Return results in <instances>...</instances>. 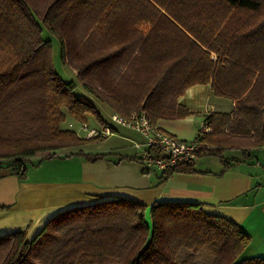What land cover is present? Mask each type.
<instances>
[{
  "label": "trees",
  "instance_id": "1",
  "mask_svg": "<svg viewBox=\"0 0 264 264\" xmlns=\"http://www.w3.org/2000/svg\"><path fill=\"white\" fill-rule=\"evenodd\" d=\"M144 25L148 28L144 29ZM76 72L88 97L77 95L53 64ZM0 168L22 178L37 153L41 159L82 146L62 130L65 114L77 122L98 119L95 102L120 116L144 113L150 123L190 115L178 103L185 90L209 85L233 104L212 113L197 134V157L238 163L227 150L264 146V0H0ZM96 162L109 154L66 155ZM119 160L142 163L138 156ZM23 170V172H22ZM193 173L177 164L157 175ZM149 208L150 221L145 215ZM26 230L0 237V264H264L245 258L250 236L238 225L196 203L155 202L150 207L114 199L65 210L31 240Z\"/></svg>",
  "mask_w": 264,
  "mask_h": 264
},
{
  "label": "crops",
  "instance_id": "2",
  "mask_svg": "<svg viewBox=\"0 0 264 264\" xmlns=\"http://www.w3.org/2000/svg\"><path fill=\"white\" fill-rule=\"evenodd\" d=\"M213 98L209 85L185 90L178 99L190 113L184 120L191 123L193 115L203 114L204 123L209 114L231 111L234 103L225 111L213 104ZM166 121L160 120L156 126L168 133L163 125ZM141 152L136 149L134 156ZM83 153L108 154L105 150ZM223 157L238 163L225 170L221 158L203 156L197 158L195 172L174 173L160 181L154 174H144L134 161L111 160L108 156L90 162L75 155L62 159L61 167H55L54 161H43L47 163L26 168L22 178L9 168H0V237L26 230L31 241L57 214L114 199L147 207L155 202H189L241 227L250 236L245 258H264V146L227 150Z\"/></svg>",
  "mask_w": 264,
  "mask_h": 264
},
{
  "label": "rangeland",
  "instance_id": "3",
  "mask_svg": "<svg viewBox=\"0 0 264 264\" xmlns=\"http://www.w3.org/2000/svg\"><path fill=\"white\" fill-rule=\"evenodd\" d=\"M144 29H147L148 26L144 25ZM43 37L45 39H50L52 42V56H53V64L54 68L57 73L62 77L65 81H72L75 85L74 92L77 95H82L84 97H88V94L83 90L80 81L76 76V72L73 71L69 66L63 65L60 61V48L59 42L55 37H52L50 34L44 32ZM2 55L0 57V62L2 60ZM214 96V95H213ZM213 104L219 105L223 110L229 111L231 109V101L225 98L215 97L213 98ZM96 110L100 116V119L103 120L105 123L104 126L110 127L114 130V135L110 136L108 139H98L92 142H87L82 146H78L75 148L67 149V151H58L57 157L50 159H41L45 153H37L35 157H32L31 160L26 164V168L28 170L33 166L37 167L38 165L45 164L50 161H54L53 164L56 165L55 167H61L63 162L61 161L64 159V153L71 154V152L78 153L81 152H96L100 150H105L109 155L108 157L111 160H118L119 156H134L136 154V149L134 148V142H139L140 139L143 137L133 129H130L125 126H121L116 124L111 120L112 111L109 110L105 104H99L95 102ZM85 122H77L69 115L65 114V120L61 123L60 127L62 130L74 132L78 137L85 139L87 131H82L81 126L86 124L89 129L98 130L100 129L101 125L98 122V119L94 116H88ZM189 117V116H188ZM203 114H195L191 119V123L186 122L183 119L178 120H167L164 125V129L170 134L171 136L175 137L178 140L185 141V142H192L194 141L198 131L202 127L203 123ZM187 118V117H186ZM144 141V139H143ZM140 143V142H139ZM71 151V152H70ZM109 151V152H108ZM214 157V156H211ZM47 161V162H43ZM42 162V163H41ZM145 218L147 222L150 221V213L149 208H147ZM198 264H211L213 259L210 254L205 250L200 252L197 255Z\"/></svg>",
  "mask_w": 264,
  "mask_h": 264
},
{
  "label": "built area",
  "instance_id": "4",
  "mask_svg": "<svg viewBox=\"0 0 264 264\" xmlns=\"http://www.w3.org/2000/svg\"><path fill=\"white\" fill-rule=\"evenodd\" d=\"M111 120L118 125L135 130L143 137V143L134 142V148L142 151L139 156L142 160L140 165L142 170L145 169L157 175L164 173L177 164L194 166L198 158V151L206 147L195 141L189 143L176 139L156 125L151 124L144 113L138 115L132 112L128 117L115 113L112 114ZM87 128L86 124L81 126L82 131H87L86 138H107L114 135L113 130L108 126L101 127L98 130H88ZM210 132L211 129L203 123L198 134L205 135Z\"/></svg>",
  "mask_w": 264,
  "mask_h": 264
},
{
  "label": "water",
  "instance_id": "5",
  "mask_svg": "<svg viewBox=\"0 0 264 264\" xmlns=\"http://www.w3.org/2000/svg\"><path fill=\"white\" fill-rule=\"evenodd\" d=\"M22 172H23V170H22Z\"/></svg>",
  "mask_w": 264,
  "mask_h": 264
}]
</instances>
